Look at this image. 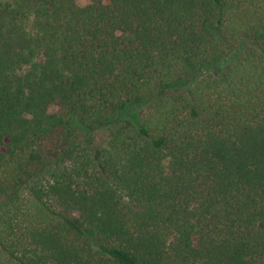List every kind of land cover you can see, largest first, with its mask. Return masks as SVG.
<instances>
[{
    "label": "trees",
    "instance_id": "1",
    "mask_svg": "<svg viewBox=\"0 0 264 264\" xmlns=\"http://www.w3.org/2000/svg\"><path fill=\"white\" fill-rule=\"evenodd\" d=\"M0 264H264V0H0Z\"/></svg>",
    "mask_w": 264,
    "mask_h": 264
},
{
    "label": "rangeland",
    "instance_id": "2",
    "mask_svg": "<svg viewBox=\"0 0 264 264\" xmlns=\"http://www.w3.org/2000/svg\"><path fill=\"white\" fill-rule=\"evenodd\" d=\"M88 3H89V0H79V4L80 5H86ZM49 112L57 113V114H61V115L65 114V110L64 109H62L59 106H55V105H52V106L49 107Z\"/></svg>",
    "mask_w": 264,
    "mask_h": 264
}]
</instances>
